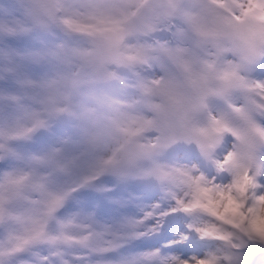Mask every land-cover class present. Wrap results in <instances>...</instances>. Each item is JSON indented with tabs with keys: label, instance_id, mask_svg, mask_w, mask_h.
<instances>
[{
	"label": "snow or ice",
	"instance_id": "6c2138e0",
	"mask_svg": "<svg viewBox=\"0 0 264 264\" xmlns=\"http://www.w3.org/2000/svg\"><path fill=\"white\" fill-rule=\"evenodd\" d=\"M0 264H264V0H0Z\"/></svg>",
	"mask_w": 264,
	"mask_h": 264
},
{
	"label": "rangeland",
	"instance_id": "374dc122",
	"mask_svg": "<svg viewBox=\"0 0 264 264\" xmlns=\"http://www.w3.org/2000/svg\"><path fill=\"white\" fill-rule=\"evenodd\" d=\"M176 154H177V151H176ZM178 158H182L184 160L195 159L193 157L192 153L190 152V150L186 146L184 148H181V150L179 151ZM154 200H155V198L149 200L148 202H145V204H150V203L154 202ZM170 214H174L173 219L170 222H164V223H169V224L173 225L172 235L169 239V240H172V239L178 238L180 233L187 232L185 224H186L188 218L185 217L183 214H179V213H170ZM201 245H202V242L199 241L198 239H189L187 241L182 242L178 246L186 249L188 252V255H193L199 251ZM173 247H177V246L174 245ZM145 250H143V251H145Z\"/></svg>",
	"mask_w": 264,
	"mask_h": 264
}]
</instances>
